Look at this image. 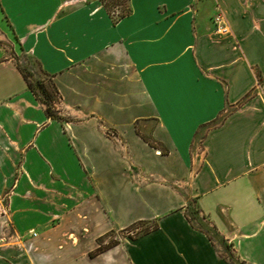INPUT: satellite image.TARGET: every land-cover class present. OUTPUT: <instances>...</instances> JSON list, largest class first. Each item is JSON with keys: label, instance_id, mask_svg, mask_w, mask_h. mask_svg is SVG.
I'll use <instances>...</instances> for the list:
<instances>
[{"label": "crops", "instance_id": "obj_1", "mask_svg": "<svg viewBox=\"0 0 264 264\" xmlns=\"http://www.w3.org/2000/svg\"><path fill=\"white\" fill-rule=\"evenodd\" d=\"M126 9L0 0V264H264V0Z\"/></svg>", "mask_w": 264, "mask_h": 264}, {"label": "rangeland", "instance_id": "obj_2", "mask_svg": "<svg viewBox=\"0 0 264 264\" xmlns=\"http://www.w3.org/2000/svg\"><path fill=\"white\" fill-rule=\"evenodd\" d=\"M102 4L104 5V7L107 10H116V14H119L121 11H124L126 9V0H101ZM0 45L2 47H4V49L7 52V48H9V45L6 43H3L2 41H0ZM13 60L16 63V65H18L20 68H22L24 70V72L28 73V79L31 81L32 85H33V90H34V95L36 96V98L40 101V103L44 106V108L46 107L45 102L43 100V95L40 93V91L34 86V82L35 80H46V76L43 74L41 68L39 67V65L36 63V61L30 57L29 55H26L22 52L18 53V55H13ZM47 104V102H46ZM49 110H51L52 108V112L54 113V115L57 118L63 119V120H74V117L72 116L71 113L69 112H65L62 107H60V103L59 100L57 98H53L52 103L49 104ZM189 215L191 218H193L194 221L197 222H201L200 224H203L202 220H201V216L199 214V211H197V207L194 203L190 202L189 206ZM149 224H138L136 226V229L133 228H128L125 230H121L120 232L117 233H110L107 235L106 237V241L105 243H100V247L111 243L112 241H114L116 238L120 237V236H129L132 237L134 235H136L137 233H139L140 231H142L144 228L148 227ZM212 233V232H211ZM214 240L219 243V239L217 238V236L212 233ZM231 259L235 264H243L241 262H239V260H237V258L235 257V255L231 254Z\"/></svg>", "mask_w": 264, "mask_h": 264}, {"label": "trees", "instance_id": "obj_3", "mask_svg": "<svg viewBox=\"0 0 264 264\" xmlns=\"http://www.w3.org/2000/svg\"><path fill=\"white\" fill-rule=\"evenodd\" d=\"M127 9H125L124 11H121L119 13V15H123L125 12H126ZM16 68L18 69V71L20 72L21 76L23 77V79L25 80L26 82V86L27 88L34 94V90H33V85L31 83V81L28 79V73L24 72V70L22 68H20L18 65H16ZM34 86L40 91V93L43 95V100L45 102V105L46 107L44 108V111L46 113V115L48 117H51V118H56V116L54 115V113L52 112V108L51 110H49V106H48V103L51 104L52 103V100L53 98H57L58 99V96H57V92L56 90L54 89L52 83L46 79V80H35L34 82ZM47 102V104H46ZM197 207V206H196ZM197 211H198V208H197ZM156 227V224H152L151 226H148L146 228H144L142 231H140L139 233L142 234V233H146L149 229H152V228H155ZM129 237V236H128ZM116 243V240L112 241L111 243L109 244H106V246H110L112 244ZM227 249V247H226ZM100 250V247H97L95 249L94 252L96 251H99ZM94 252H91L89 253V255H93Z\"/></svg>", "mask_w": 264, "mask_h": 264}, {"label": "built area", "instance_id": "obj_4", "mask_svg": "<svg viewBox=\"0 0 264 264\" xmlns=\"http://www.w3.org/2000/svg\"><path fill=\"white\" fill-rule=\"evenodd\" d=\"M221 21V16L218 15L216 18H215V22H220ZM31 235H33V232H30Z\"/></svg>", "mask_w": 264, "mask_h": 264}]
</instances>
